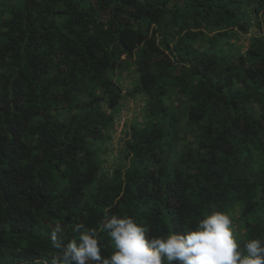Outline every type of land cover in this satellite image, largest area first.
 <instances>
[{
	"label": "trees",
	"instance_id": "1",
	"mask_svg": "<svg viewBox=\"0 0 264 264\" xmlns=\"http://www.w3.org/2000/svg\"><path fill=\"white\" fill-rule=\"evenodd\" d=\"M214 211L264 241V0H0V264Z\"/></svg>",
	"mask_w": 264,
	"mask_h": 264
},
{
	"label": "clouds",
	"instance_id": "2",
	"mask_svg": "<svg viewBox=\"0 0 264 264\" xmlns=\"http://www.w3.org/2000/svg\"><path fill=\"white\" fill-rule=\"evenodd\" d=\"M99 231L114 242L109 256L102 255L97 228L82 230L79 242L63 244L57 224L51 242L59 251L51 264H264V241L250 239L241 247L232 217L223 211L204 216L190 230L163 236H152L132 217L117 215L106 216Z\"/></svg>",
	"mask_w": 264,
	"mask_h": 264
},
{
	"label": "rangeland",
	"instance_id": "3",
	"mask_svg": "<svg viewBox=\"0 0 264 264\" xmlns=\"http://www.w3.org/2000/svg\"><path fill=\"white\" fill-rule=\"evenodd\" d=\"M134 104H135V101H133V100H131V103H130V106H134ZM125 111H123V113L124 114H126V111H128V107H126L125 109H124ZM127 113H129L128 115L129 116H132L133 114H132V112L131 111H128ZM123 121V120H122ZM121 128H123V126H119V128H118V132H117V134H116V136H118L119 137V133H120V131H121ZM114 143H115V145H116V147L119 145V140H117V138H115L114 139ZM109 155V159L111 160L112 159V156H114V155H110V154H108Z\"/></svg>",
	"mask_w": 264,
	"mask_h": 264
},
{
	"label": "built area",
	"instance_id": "4",
	"mask_svg": "<svg viewBox=\"0 0 264 264\" xmlns=\"http://www.w3.org/2000/svg\"><path fill=\"white\" fill-rule=\"evenodd\" d=\"M125 121V119H123V121L121 122L122 123V125H123V122Z\"/></svg>",
	"mask_w": 264,
	"mask_h": 264
}]
</instances>
